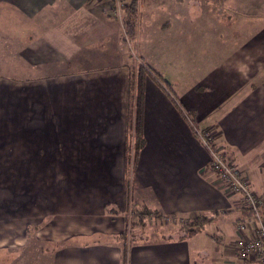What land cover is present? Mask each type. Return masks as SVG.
<instances>
[{"label":"rangeland","instance_id":"1","mask_svg":"<svg viewBox=\"0 0 264 264\" xmlns=\"http://www.w3.org/2000/svg\"><path fill=\"white\" fill-rule=\"evenodd\" d=\"M100 1H103V11L114 19L112 24L119 27L121 44H113H120L119 48L112 53L97 51L93 62L71 63L61 69L57 65L36 68L41 54L49 58L67 55L71 45L61 46L58 40H52L49 46H41L43 40L50 37H42L40 31H33L29 25L24 27L23 22L0 21V264H53L55 252L57 255L63 248L80 244L109 243L118 246L119 252L123 246L128 251L136 243L175 238L179 228L201 216L166 214L157 209L162 217L156 218L151 214L154 209L149 207L152 203H144L145 191L147 197L152 195L150 178L153 172L156 174L151 157L155 152L159 155L160 149L148 146L139 152L140 161L138 155L133 163H125L127 157L131 158L133 148V121L128 118L133 112L128 109L129 77L142 62L141 55L143 58L147 54L150 57L157 55L156 61H161L158 46L168 47L172 41L169 33L164 37L159 35L164 31L158 25L164 21L168 24L173 14L171 9L163 12L162 8L168 4L178 7L180 1L109 0L107 4L104 3L106 0ZM186 2L193 5V29L199 25L196 22L200 21L203 11L211 28L214 27L213 18L229 24L223 29V32H229L227 42L233 32L235 35L240 32L238 44H248V39L259 43L258 36L264 31V0ZM127 8L128 11L134 8L136 13L137 24L132 37L125 31ZM142 8L146 12L144 15ZM10 25L18 28L13 30L8 28ZM254 29L255 34H251L249 30ZM115 32L117 30L111 32L108 39L113 40ZM140 33L142 47L139 49ZM250 34L253 35L251 38ZM197 37L205 40L192 31L185 43L192 42L194 46L193 40ZM95 38L101 39L83 36L74 37V40L86 42ZM29 42H32L33 50L27 47L30 51L25 53L23 45ZM83 48L81 45V51L85 52ZM80 57L84 58V54L80 53ZM183 57L174 60L172 66L176 64L180 69L189 65L187 77L191 79L198 77L200 62L206 61L212 66V60L216 59L205 60L195 50L189 57L185 51ZM158 72L167 80L172 73L168 70ZM126 75L127 86L122 78ZM111 79L116 83L109 82ZM153 82L158 84L156 79ZM158 85L166 87L163 91L190 128L207 130L215 140V134L209 128L195 124L193 116L175 99L171 86ZM156 91L161 94L158 89ZM75 130L82 132L77 134ZM192 134L204 148L199 137ZM44 137L47 138L43 140ZM94 138H99L103 145ZM214 146L218 148L215 142ZM205 151L208 164L210 158ZM142 158L146 159L145 165L141 163ZM164 166L166 170L167 165ZM213 183L220 184L224 196L229 194L218 176ZM144 207L150 212L144 215V223L132 226L131 222L136 221L134 210ZM26 236L31 240L25 251Z\"/></svg>","mask_w":264,"mask_h":264},{"label":"crops","instance_id":"2","mask_svg":"<svg viewBox=\"0 0 264 264\" xmlns=\"http://www.w3.org/2000/svg\"><path fill=\"white\" fill-rule=\"evenodd\" d=\"M179 1L178 7L168 4L162 8L163 12L171 9L173 14L168 24L164 21L158 25L164 31L159 35L164 37L169 33L172 44L168 47L163 44L158 46L161 61H156L157 55L150 57L147 54L144 58L155 70L172 72L168 82L175 99L193 116L197 126L207 127L215 134L214 142L218 148L233 160L250 187L264 197V44H260L264 41V31L258 36L259 43L248 39V44H238L240 32L236 35L235 32L230 33L231 38L227 42L229 32H223V29L228 23L225 25L224 21L219 22L213 18L214 27L211 28L202 11L200 21L196 22L199 25L193 29V5L186 0ZM101 2L103 1L0 0V21L9 20L12 24L15 21L23 22L24 27L29 25L33 31H40L42 37H50L43 40L41 46H49L52 40H58L61 46L71 45L67 55L49 58L41 54L39 67L36 68L57 65L61 69L71 63L93 62L97 51L112 53L119 48L122 41L119 40V27L112 24L114 19L103 11ZM104 3H109V0ZM151 11L157 13L155 10ZM145 13L142 8L141 14ZM10 27L13 30L18 28L16 25L8 28ZM114 30L117 32L115 36L112 35L116 39H108ZM192 31L205 37V40L197 37L198 39L193 40L196 42L194 46L192 42L185 43ZM249 32L253 34L255 29ZM33 33L29 35H34ZM83 36L101 37V41L97 38L86 42L74 40V37ZM119 42V45H113ZM81 45H84L85 52L81 51ZM27 47L32 51V42L24 43L22 49L25 53L30 51ZM137 47H142L141 33ZM192 50L199 52L205 60L216 58L215 61L212 60V66L206 61L200 62L197 66L198 77L193 79L187 77L189 65L180 69L176 64L172 66L178 57L184 58L185 51L189 57ZM80 53L84 54V58L80 57ZM100 67L103 68L101 65ZM122 78L127 86V75ZM115 81L111 79L109 82L116 83ZM127 128L126 122L123 130L126 132ZM91 130L94 132L93 128ZM75 131L77 134L82 132ZM143 133V148L151 146L154 150H161L159 155L155 152L151 157L156 174L153 172L150 178L153 189L151 199L145 191L144 203H152L149 207L166 214L175 213L185 217L198 214L212 217V220L201 231L183 239L155 238L132 245L127 251L128 264H256L253 257L239 258L235 248L238 238L252 237L255 233L254 225L250 223V217L243 208L241 196L228 190L229 194L224 196L222 189H219L220 184L213 183L217 175L206 167L205 149L167 94L153 80H148L145 87ZM84 135L85 133L82 136ZM45 138L47 137L43 140ZM94 140L103 145L99 138ZM145 161L142 158L141 163L145 165ZM164 165H167L166 170ZM29 240L31 238L27 236L24 238L25 251ZM117 247L109 243H90L63 248L52 256L55 257L53 264H120ZM61 257L64 258L60 259Z\"/></svg>","mask_w":264,"mask_h":264},{"label":"trees","instance_id":"3","mask_svg":"<svg viewBox=\"0 0 264 264\" xmlns=\"http://www.w3.org/2000/svg\"><path fill=\"white\" fill-rule=\"evenodd\" d=\"M135 1V0H134ZM132 2V1H131ZM127 7V6H126ZM135 7V6H134ZM126 15L124 17V25H125V31H127L128 35L130 37L133 36V31L136 26V13H134V8L132 10L128 11L127 10L124 12ZM141 63L137 65V68L135 70V73H131L129 79H130V88H129V100H128V109L129 111H133L132 113L128 114L129 121H133L131 124L132 126V131H133V148H132V156L127 157V160H125L126 165H128V162L131 161L133 163L135 160H137V157L139 155V152L143 148L145 144V138H144V133H143V115H144V95H145V87H146V81L148 78L150 79H156V82L159 83H164L168 88H170V84L168 80L157 70H155L141 55ZM157 84V85H158ZM128 85V86H129ZM160 88H163L166 90L165 86L158 85ZM172 101V100H171ZM173 102V101H172ZM196 128H191L193 130L192 132L195 133ZM196 134V133H195ZM215 147V146H214ZM217 151L222 155V157L225 159L230 164L235 165L233 160L220 148H217ZM130 159V160H129ZM207 169L208 165H207ZM241 171V170H240ZM216 174L215 172H213ZM254 191V190H253ZM255 192V191H254ZM260 195V194H258ZM261 196V195H260ZM263 198V204L261 206V212H262V218L264 220V197ZM244 210L247 212L248 216L250 217V223L252 222L254 225L255 218L251 212V210L244 205ZM148 210L146 207H144L143 210H134V217L136 218V221L131 222V225H136V224H143V217L144 215H147ZM151 214H153L156 218H161L162 214L158 212L156 209H154ZM212 220V217H208L205 215L197 216L191 220L189 224H187L185 227L179 228L180 232L179 234L175 237L178 239H183L185 237L191 236L196 234L197 232L201 231L203 227L209 223ZM255 229V234L256 233V227L254 225ZM242 238V237H240ZM239 239V238H238ZM28 249V247H27ZM45 252H48L46 249ZM128 252L126 251L125 247H121L120 251V264H128ZM256 259V264H257V258L254 256ZM247 259V258H246Z\"/></svg>","mask_w":264,"mask_h":264},{"label":"built area","instance_id":"4","mask_svg":"<svg viewBox=\"0 0 264 264\" xmlns=\"http://www.w3.org/2000/svg\"><path fill=\"white\" fill-rule=\"evenodd\" d=\"M195 133L208 152L210 158L208 168L216 173L230 192L241 196L243 204L251 210L255 218L257 234L235 241L237 255L241 259L256 256L257 264H264V220L261 212L263 198L253 191L246 177L235 165L225 161L214 147V139L212 140V135L207 130L195 129Z\"/></svg>","mask_w":264,"mask_h":264}]
</instances>
